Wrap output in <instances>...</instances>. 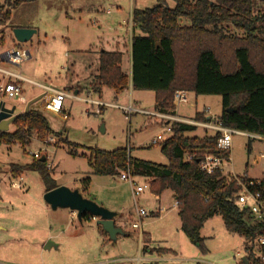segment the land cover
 I'll list each match as a JSON object with an SVG mask.
<instances>
[{
    "label": "rangeland",
    "instance_id": "rangeland-1",
    "mask_svg": "<svg viewBox=\"0 0 264 264\" xmlns=\"http://www.w3.org/2000/svg\"><path fill=\"white\" fill-rule=\"evenodd\" d=\"M15 1L0 0L3 4L8 2L7 8ZM164 1L170 8L174 7L171 0ZM158 4L159 0H26L17 8H10L11 19L0 24V50L30 55L25 59L23 54L18 65L0 62V66L24 79L51 85L79 99H68L64 104L66 120L43 112L55 134L53 142L42 143L33 134L30 144L24 148L19 145L0 147V264H245L246 241L228 232L222 217L214 216L204 224L201 237L205 252H202L182 231L170 191L163 192L158 202L150 189V180L133 177L135 186L149 184V189L134 199L132 185L121 181L120 175H94L88 164L92 150L120 148H127L134 159L168 164L161 146H151L153 137L164 129L160 125L162 122L144 113L155 112V92L129 88L116 93L104 88L99 96L88 91L95 83L101 51L122 52L124 70L129 69L133 11L152 9ZM255 8L256 11L262 9L263 1L255 0ZM19 27L35 29L36 34L28 43L17 46L13 31ZM8 79L0 74V81ZM21 85L25 106L48 93L28 82ZM77 88L83 91L79 95L74 93ZM187 98V103L177 107L181 117L194 119L204 109L209 110L213 119L221 114V96L187 93ZM87 99L104 104L92 105ZM6 105L16 107V114L23 113L26 108L17 99L6 101ZM36 106L39 108V103L31 108ZM120 107L130 109V114ZM14 129L12 126L10 132ZM211 135L212 131L197 128L188 136ZM65 139L78 146L77 157L71 155ZM35 153L47 158L58 187L78 189L98 205L118 213L126 237L107 241L100 234L96 221L80 222L77 214L68 209L53 210L44 200L45 186L38 173L13 176L12 165L31 163ZM230 155L231 162L224 165V175L247 174L251 179L264 178V138L236 134ZM87 179L91 183L85 192L82 181ZM140 209L147 213L142 218L141 230L131 226L139 220ZM158 212L160 216H153ZM141 232L151 239L153 251L150 254L142 252ZM49 241L56 246L47 250L45 246ZM143 241L145 244V238ZM160 250L165 253L158 254ZM254 253L250 264L264 257L259 249Z\"/></svg>",
    "mask_w": 264,
    "mask_h": 264
},
{
    "label": "trees",
    "instance_id": "trees-1",
    "mask_svg": "<svg viewBox=\"0 0 264 264\" xmlns=\"http://www.w3.org/2000/svg\"><path fill=\"white\" fill-rule=\"evenodd\" d=\"M24 1L16 0L9 8L8 2H0V24L11 19L10 8H17ZM171 1L173 8L159 0L152 9L133 11L131 74L123 71L122 52L101 51L98 74L92 85L95 93L101 95L104 88L116 93L129 88L153 91L155 111L166 114L177 110L173 106L176 91L221 96L222 111L217 118L207 120L210 114L205 110L198 112L192 121L220 123L226 128L264 138V0L263 8L258 11L255 0ZM13 126V132L0 131V147L19 145L24 148L30 144L33 134L42 143L55 135L38 106L30 108L28 113L23 112ZM171 127V138L161 145L167 165L134 159L127 148L95 149L88 160L93 174L116 177L129 172L133 177L149 179L155 195L170 191L177 204L182 231L202 252H205V244L201 230L208 219L220 216L228 232L245 239L248 264L256 249L264 256V246L258 243L264 236V222L255 220L248 209L237 203L239 190L235 181L221 172L207 175L196 160L184 162V155L194 150L223 155L217 150L221 134L212 132L211 136L190 137L188 135L199 127L176 122L171 123ZM64 143L71 155L77 157L78 146L66 139ZM11 169L15 177L24 172L38 173L45 192L58 187L52 171L47 168V159L43 162L41 158H33L31 163L13 164ZM90 183L89 179L82 181L84 187H89ZM84 220H88V215ZM254 264L264 262L254 259Z\"/></svg>",
    "mask_w": 264,
    "mask_h": 264
},
{
    "label": "built area",
    "instance_id": "built-area-1",
    "mask_svg": "<svg viewBox=\"0 0 264 264\" xmlns=\"http://www.w3.org/2000/svg\"><path fill=\"white\" fill-rule=\"evenodd\" d=\"M23 54L25 55V57L23 56ZM21 56H23V58L25 59L29 57L27 53L23 52L20 55V53L16 51L13 52L12 54L9 53L8 59L12 64L18 65L22 61ZM0 74H3L9 78L6 82L2 81V83L0 84V96L3 99L2 101L5 102L14 99H17V101H22L23 88L21 83L28 82L48 92L44 94L41 100L39 101V105H40L39 108L45 113H51L54 115L62 116L63 119L66 120L68 118L67 115H64L65 113L64 104L66 99L79 100L78 97L74 95H70L65 91L58 90L51 85L47 86L44 84H37L30 80L24 79L20 75H15L1 68H0ZM13 79H15V81H13ZM86 101L92 105L95 104L100 106L104 104L102 102H97L93 100H86ZM187 101L188 98L186 92L183 91L175 92L174 100H173L174 107L177 108L179 105L187 103ZM120 108L125 110V112L130 110V109L127 110V108L125 107H120ZM130 111H128L129 114ZM206 111L209 112V110ZM144 113L148 116L159 119L164 127V129L160 133H158L156 136L153 137L151 141V146H161L171 138L172 136L171 123L173 122L195 125L204 130L220 133L221 135L217 141V150L221 152V154L223 155H216L209 150L206 151L194 150V151H189L184 155V162L191 163L194 162V160H196L197 163L199 164L200 169L203 172H205L207 175H213L216 172H221L224 175L223 173L224 165L229 164L231 162L230 151L232 149L233 136L236 134L245 135V133H241L239 131L226 128L222 126L220 123H198V122H193L192 120L179 118L173 114L159 113L157 111L152 113L149 112H144ZM46 142L47 143L53 142V138H49L48 140H46ZM226 155L228 156L226 157ZM33 157L35 159H40V155L37 153H35ZM49 167L50 166L47 165L48 169ZM228 176L235 181L236 186L239 190L237 194V203L240 205V207L248 209L251 212V215L258 222H264V178L251 179L248 177L247 174L240 176L235 174H230ZM119 178L121 181L130 183L132 185V194L134 199L138 198L142 193H144L146 190L149 189V184L144 186H135V183L133 182V176L129 172L122 173L119 176ZM12 186L18 188V185L16 184H12ZM137 215L139 220L131 224L132 228L134 229L141 228L142 218L146 217L147 213L144 210L140 209ZM88 221H97V219L88 216ZM258 243L261 246H264V236L258 240ZM238 256H240V254H238ZM260 261L264 262V257H261Z\"/></svg>",
    "mask_w": 264,
    "mask_h": 264
},
{
    "label": "water",
    "instance_id": "water-1",
    "mask_svg": "<svg viewBox=\"0 0 264 264\" xmlns=\"http://www.w3.org/2000/svg\"><path fill=\"white\" fill-rule=\"evenodd\" d=\"M14 39L18 44L28 43L32 37L36 34L35 29L31 28H16L13 31ZM9 54V53H8ZM41 100V97L35 98L30 101L25 108V113H28L31 106L35 105ZM227 111H231L230 109ZM22 114H16V107H8L6 102L0 103V131L8 132L10 125H13L15 120ZM211 116L207 117L209 120ZM43 162L46 161V157H42ZM45 202L53 209H68L77 214V218L80 222L83 221V217L88 215L97 219V225L102 227L103 231L107 233L111 240H116L117 235H123L124 232L121 228L116 227L115 220L119 217V214L110 211L103 206L98 205L93 200L86 198L78 189L71 190L65 186L57 187L44 195ZM56 245L49 241L45 249L49 250ZM245 264H248L243 259Z\"/></svg>",
    "mask_w": 264,
    "mask_h": 264
},
{
    "label": "crops",
    "instance_id": "crops-1",
    "mask_svg": "<svg viewBox=\"0 0 264 264\" xmlns=\"http://www.w3.org/2000/svg\"><path fill=\"white\" fill-rule=\"evenodd\" d=\"M20 28H24V27H20ZM16 47V46H15ZM4 49H1L0 50V62H4V63H6V64H12L10 61H9V59H8V50H5V51H3ZM27 53V55H29V53L28 52H26ZM29 57H30V55H29ZM131 61V60H130ZM14 65V64H13ZM0 68L1 69H3V70H6V71H8L5 67H3V66H0ZM122 68H123V71L126 73V74H131V62H130V67H129V69L128 70H124V62H123V64H122ZM98 74V68H97V70H96V75ZM4 80V79H3ZM2 83V80L0 81V84ZM131 89V88H130ZM129 90V89H128ZM128 90H126V91H128ZM88 91H90L89 92V94H95V91L93 90V88H92V85H90V88L88 89ZM66 92V91H65ZM83 91H82V89H80V88H77L76 90H75V95H79V94H81ZM66 93H68V92H66ZM69 94V93H68ZM96 94H98V93H96ZM99 96H101L100 94H99ZM0 98H2L1 96H0ZM42 98V97H41ZM3 100V99H2ZM68 99H66V101H67ZM88 100V99H87ZM91 100H93V99H91ZM66 101H65V103H66ZM97 101V100H96ZM97 102H100V101H97ZM18 103H20V104H22L23 106H25V104H26V100H25V98L22 96V101H18ZM39 103V102H38ZM37 105V104H36ZM93 105H95V104H93ZM9 107H11V106H9ZM26 107V106H25ZM39 107H40V105H39ZM205 110H208V109H204V111ZM22 114V113H21ZM173 115H175V116H177V117H179V118H182V119H186V120H192V119H188V118H186V117H181V116H179L178 114H177V110L174 112V114ZM161 122V121H160ZM160 124V123H159ZM161 126H163V124H160ZM13 125H10V127H9V131H10V128L12 127ZM204 130V129H203ZM205 131H209V130H205ZM245 135H248V134H245ZM262 138V137H261ZM47 159V158H46ZM13 176H15V174H13ZM145 181H146V179H144ZM19 187V186H18ZM82 187H83V191H85V192H87L88 190H89V187H84L83 185H82ZM46 193V192H45ZM173 195V194H172ZM86 198H88V199H90V200H94L92 197H89V195H84ZM154 198H157L158 199V202H161V195H156V196H154ZM173 198H174V196H173ZM175 200V199H174ZM95 201V200H94ZM176 204V203H175ZM116 207H119L120 205H118V204H116L115 205ZM177 212H178V210H177ZM71 213L72 214H76V213H74V212H72L71 211ZM160 214V212H158V213H153V216H160L159 215ZM179 217V216H178ZM88 221V220H87ZM91 222V221H90ZM142 222V221H141ZM181 223V222H180ZM115 224H116V227H118V228H121L122 230H123V232H124V234L123 235H120V234H118L117 235V238H120V236L122 237H126V233H125V231H124V228H123V221L121 220V218H120V216L115 220ZM142 224V223H141ZM99 228V232H100V234L102 235V237H103V239H105V240H107V241H110V237H109V235L107 234V233H105L104 231H102L103 229H102V227H100V226H98ZM142 228V227H141ZM141 228H140V230H141ZM117 238H116V240H117ZM144 238H145V244H144ZM115 240V241H116ZM140 241H141V247H142V252L143 253H145V254H150V253H152V248H151V239H150V237H149V235L148 234H145V233H143V232H141L140 233ZM158 252V254H163V253H165L164 251H162V250H160V251H157ZM138 262H141V259L139 258L138 259ZM158 263V262H157ZM156 262H155V264H157Z\"/></svg>",
    "mask_w": 264,
    "mask_h": 264
}]
</instances>
